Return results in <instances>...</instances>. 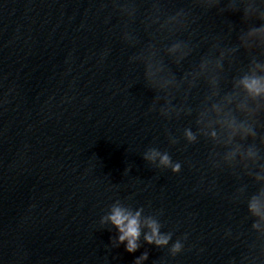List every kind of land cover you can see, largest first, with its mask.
I'll list each match as a JSON object with an SVG mask.
<instances>
[{"label": "water", "instance_id": "water-1", "mask_svg": "<svg viewBox=\"0 0 264 264\" xmlns=\"http://www.w3.org/2000/svg\"><path fill=\"white\" fill-rule=\"evenodd\" d=\"M246 76L264 0H0V264H264ZM114 207L140 214L134 252Z\"/></svg>", "mask_w": 264, "mask_h": 264}, {"label": "clouds", "instance_id": "clouds-1", "mask_svg": "<svg viewBox=\"0 0 264 264\" xmlns=\"http://www.w3.org/2000/svg\"><path fill=\"white\" fill-rule=\"evenodd\" d=\"M241 84L250 94L254 96H258L264 93V77L246 76L241 81ZM187 136L190 140L194 139L191 132H188ZM157 155H159V153L153 151L149 156L146 157V159H155ZM160 163L165 166L171 165V161L168 155L165 154L161 156ZM172 167L173 171H179L180 169L179 164H175ZM251 208L254 212L257 211L255 203L251 205ZM139 215V212H137L135 215H132L131 213L126 212L120 207H114L112 210V214L109 217L112 224L117 227V229L121 233V235L119 236V241L121 243L127 241L126 250L128 252H134L138 247L137 240L140 236ZM147 226L151 229V234L145 236V240L148 243H155L158 246L167 244L168 237L161 236L159 234V226L155 221H148ZM180 247V244L177 243L174 246L173 251H179ZM144 258H146V255Z\"/></svg>", "mask_w": 264, "mask_h": 264}]
</instances>
